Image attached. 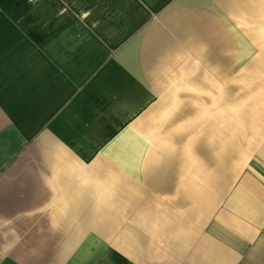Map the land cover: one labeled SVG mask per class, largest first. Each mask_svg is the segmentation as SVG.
<instances>
[{"label": "crops", "instance_id": "1", "mask_svg": "<svg viewBox=\"0 0 264 264\" xmlns=\"http://www.w3.org/2000/svg\"><path fill=\"white\" fill-rule=\"evenodd\" d=\"M0 264H264V0H0Z\"/></svg>", "mask_w": 264, "mask_h": 264}]
</instances>
